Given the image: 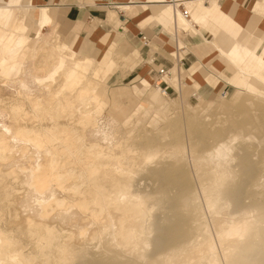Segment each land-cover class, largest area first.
Returning <instances> with one entry per match:
<instances>
[{"label":"bare ground","instance_id":"bare-ground-1","mask_svg":"<svg viewBox=\"0 0 264 264\" xmlns=\"http://www.w3.org/2000/svg\"><path fill=\"white\" fill-rule=\"evenodd\" d=\"M167 4L174 31L176 22L183 21L177 7L183 3L169 0ZM31 6V0H0V81L15 87L12 93H0V104H4L0 114L7 117V123L0 122V162L10 166L9 171L0 174V194L3 200L8 197L12 185H6L3 178H15L13 166L19 165L26 187L24 196L34 199L40 219L35 221L28 213V229L23 234L33 239L32 245L38 250L27 253L22 242L0 232V264H34L38 257H44L38 264H176L188 252L193 258L196 252L200 254L195 264H222L221 258L224 264H264V191L251 189L264 185L258 170L264 164V150L252 152L251 143H247L240 153L232 152L237 139L254 138L247 133L251 126L245 120L247 114H241V126L237 124V128L232 118L233 130L222 122L211 121L213 126H209L204 111L216 107L210 101L204 113L185 114L188 116L183 121L181 116H171L170 105H175V100L155 94L144 112L152 114L147 121L152 128L157 120H162V126L155 132L134 135L136 140L130 142L137 125L131 120L141 117L131 105H117L120 94L116 88L103 97L108 76L100 67L104 55L96 52L79 59L75 57L78 53L58 35L43 36L42 27L58 26L47 8L32 10ZM243 44L238 45L242 48ZM242 49L227 51H237L236 58L243 56L255 77L264 76V62L251 57V50ZM227 51L224 53L233 58ZM234 58L229 60L233 66ZM30 84L36 89L32 90ZM256 98L264 102L263 95L256 94ZM108 101L116 105L108 109L112 120L105 128L101 114ZM226 117L218 120L226 122ZM184 128L193 137L189 148L198 190L184 165L186 146L179 136ZM88 131L99 135V141L86 142ZM119 134L123 140H116ZM171 138L173 142H169ZM138 139L143 143L139 144ZM198 145L205 146V151L196 153ZM162 159L170 160V171L158 166ZM144 172L159 175L151 191L141 189L135 180ZM245 191L248 202L242 200ZM199 196L216 227L221 258L208 231ZM50 214L54 225L44 221ZM80 221L93 229L78 227ZM62 222L78 228L63 231ZM193 250L196 252L192 255Z\"/></svg>","mask_w":264,"mask_h":264},{"label":"crops","instance_id":"crops-1","mask_svg":"<svg viewBox=\"0 0 264 264\" xmlns=\"http://www.w3.org/2000/svg\"><path fill=\"white\" fill-rule=\"evenodd\" d=\"M31 1L37 8H47L55 24L59 20H63L64 22L72 24V26H76L75 28L79 31L78 35L94 44L97 52H101L105 57L104 61L100 63V67L106 70L108 75L106 76L107 79L118 68L116 61L118 45L125 53H128L134 48L136 53H132L131 55L134 63L132 62L128 67L131 69L134 67L132 72L139 73L133 79V82H136L135 90L140 91L141 87L150 88L152 91L151 98L157 93L170 98L168 93H165V90L158 84L154 87L152 86L154 80H152L151 76L144 75L152 72L156 75L155 66H162L168 69L169 64H171L168 57H173L175 62L174 66L168 69L169 74L164 77V80L168 85L171 84L168 88L172 87L178 92L179 98L182 96V87H184L182 85L186 83L183 80L185 75H188V79H195L196 83H198L196 93H193L191 96H194L200 101L203 98L197 90L205 84L215 89L219 78L235 88L236 91L232 96V102L234 103L238 99L239 90H244L251 95L254 94L255 97L256 94L264 96V76L255 77L250 72L251 70L247 68L245 59L243 62V56L241 58L239 56V52L243 48L242 50L246 52L251 50L248 52L251 57L254 56L264 62V0H215L213 2L211 0H176L183 3V5H191L192 21L191 19L185 20L184 18L183 21L179 20L176 22L174 31L170 21L172 18L171 8L167 4L169 0ZM195 10L196 12L198 11L197 14ZM193 14L194 16H192ZM199 14H201L200 17ZM183 22H185V25ZM168 29H171V31ZM220 36H222V39ZM63 40L81 56L93 55L86 47H80L78 49L80 40L72 44L68 36ZM220 40L225 43L229 42L232 45L228 43L230 46L228 47L224 43L225 47H227L224 48V45H222L223 42ZM244 41H247V44L245 43L246 46L243 44ZM216 42L220 44L218 43V45ZM238 44H243L245 49L243 46L240 48L241 46ZM177 46L178 48L179 46L183 48L177 50ZM219 47L220 50L218 49ZM228 48L239 51L238 58H236L237 51L232 50L235 52V54L234 52L232 54L230 50L227 51ZM237 48L240 49L238 50ZM246 48L248 49L246 50ZM225 50L231 55H234L233 58L235 57L236 59L234 58L235 61L233 63L237 67L233 66L231 62L233 58L227 53H224ZM175 52H177L176 55L173 54ZM208 53L217 55L212 61V67H215L213 71L218 73L216 76L207 73L200 77L197 71L200 70L202 65L198 60ZM223 55H226L225 58L229 56L230 59H225ZM151 59L153 61L150 62ZM209 59L210 57H207L204 60L206 62ZM227 60L231 61L228 62ZM184 61L188 64L187 69H184ZM180 62L181 64H179ZM222 62L225 63L226 67H223ZM239 69H242L244 72L242 70L241 72L238 71ZM119 72L121 71L119 70ZM245 72L246 74L249 72V74L246 75ZM171 73L174 74L171 75ZM118 76L120 79L123 77L120 73ZM256 79H260V82ZM156 81L159 83L158 79ZM116 89L120 94V99L128 96V91L125 87ZM191 89L194 90L195 88ZM225 97L226 94L224 92L216 99L217 103H214L213 100L210 101L214 104L224 105L225 103H219V99L221 100ZM235 104L237 108L241 106V103ZM225 106L232 110L234 109L231 106ZM240 113L249 112L246 109H242Z\"/></svg>","mask_w":264,"mask_h":264},{"label":"rangeland","instance_id":"rangeland-1","mask_svg":"<svg viewBox=\"0 0 264 264\" xmlns=\"http://www.w3.org/2000/svg\"><path fill=\"white\" fill-rule=\"evenodd\" d=\"M184 5L188 9L191 8V5H189V4H184ZM38 8L32 3V6H31L32 10L38 9ZM35 13H36V11H35ZM57 26H58L57 29L55 28L56 25H53V24H48L47 26L42 27L43 30L41 29V32H42L43 36H45L47 38H52V37H56L58 35V37L60 39H62V40L65 37L68 36L69 39H70V43L71 44L76 42V41H78V40H80L78 49H80V47H84V48L86 47V49L91 54H95L97 52V50L94 47V44L90 43L88 40H86L83 37H80L78 35L79 31H77V29L75 28L76 26H72V24L64 22L63 20H59L58 23H57ZM46 27H48V28L46 29ZM134 50L135 49L132 48V50H130L128 53H125L122 49H120V46L118 45V49H117V52H116V53H118L116 55V61H117L118 68L115 69L109 75L108 79L105 82V85H104V88H103V92H102V95L105 98V97H107V91L108 90H111V89H114V88H120V87H125L127 89L128 96L127 97H122L121 99H119L118 103H120V104L117 103V105H123V106H130L131 105L132 106L131 108L133 109V112L137 111V117L138 118L141 117V118H139V120H137L136 118H133L131 120L132 123H134V124L137 121V125L134 128V130L132 131V134H130V142L136 140V138H133V137H135L137 134L138 135H143L145 132H149V130L150 131H154L155 129L159 128L158 126L161 127L162 124H163L162 120H157V122H155L156 124L154 123L157 127L154 125V127L152 128L153 125L151 126V125L148 124L149 122H147V121H150L153 118L152 114H150V113L149 114H145V112H144L145 109L149 108V101L151 99L152 91L150 90V88H145V87H141L140 91H136L135 90L136 82H133V79L139 73L132 72L134 67H132V69L128 67V66H130V64L132 62L134 63V61L132 60V57H131L132 53L133 54L136 53ZM78 56H80V57H78ZM75 57L79 58V59L83 58V56H81L80 54H78V55L76 54ZM207 57H210V59L205 62L204 59L207 58ZM215 57H217V55L212 54V53H208V54L204 55L203 57H200V59L198 61L201 62L202 67L200 68L199 71H197V73H198V75L200 77H202L204 74H207V73L213 74L214 76L217 75L218 72L216 73V72L213 71V69L215 70V67L214 68L212 67V61L214 60ZM168 58L171 61V64H169V68H168V69H170V68H172L174 66L175 59L173 57H168ZM179 64H181V62ZM184 65H185V67L183 66L184 69H187L188 68V64H186V62H185ZM157 67H159V66H155L156 69H157ZM223 67H226L225 63H223ZM119 70L121 72H119ZM130 70H131V72H130ZM119 73L123 76L121 79L118 76ZM173 74L174 73H171V75H173ZM144 75L145 76H147V75L151 76L152 80H154L152 82V86L153 87L155 85L159 84L158 81H156L157 76L153 72L152 73H146ZM183 80L186 83L185 84L182 83L183 84L182 86H184V87H182V96H181V98L178 97V95H177L176 91L174 90V88H172V87L168 88L169 89L168 96L171 99H175V105H170L171 108L173 107L172 111H170V112H172L171 116H181L183 121H185L184 119L186 118V116H188V115L185 116V114L192 115V114L196 113V115H199L200 113H204L205 112L204 114H206V117H205L206 118V123L209 124V126H213V125H210L211 121H214V122H211L212 124H214L216 122L217 123H221L222 122V124H225L226 126L228 125L227 127L229 129L233 130L236 127L237 124H238L237 127L241 126V120H240L241 117L240 116H241L242 113H240V112H241L242 109H246L249 113H246L247 115L245 117L246 118L245 120L251 125L250 129H249V132H247V133L253 135L254 138L252 140H246V137L244 138V140L243 139H237L236 141H234V147H233L234 149H233L232 152L233 153H240L239 151L243 150L246 147V145H248L250 143H251L250 148H249L250 151H251V148H252V152H253V149H255V150L256 149L264 150V102L263 101L261 102L262 99H258V98L255 97V95L248 94L244 90H239L238 91V99H237V101L235 103H241V106L239 108H237L236 104L234 102H232V96H233V94L236 91L235 88H233L232 86L226 84V82L223 79L219 78V82H218L217 87L215 89L212 88L211 86H208V85L205 84L204 86H202L201 88H199L197 90V92L200 95H202V98H203V100L200 101L197 98H195L194 96H191L193 93H196V88L198 87V83H196L195 79L194 80L188 79V75H185ZM183 80H182V82H184ZM12 85L13 84L7 85L5 82L0 81V93H2V94L12 93L13 90L15 89V87L12 86ZM170 85L171 84H169L167 86H170ZM30 86L32 87V90L36 89V86L34 84H30ZM161 88H163V87H161ZM191 88H195V89L193 90ZM224 92L226 94V97L224 99H221V100L219 99V103H225L224 105L231 106V108L233 107L234 108L233 110L228 108V107H225L223 105L215 104L216 107L215 106H211L209 109H207V111L202 112L203 108L205 107V105L207 103L210 102V100H213L214 103H217L216 99L220 96L221 93H224ZM157 94H159V93H157ZM109 102L110 101H108V104L105 106V108H104V110H103V112L101 114L102 115L101 122L103 124H105V125L107 124L105 126V128L109 126L108 124H110L111 120H112V118H110L111 117L110 114H108L109 113L108 109L110 110L111 107H114L116 105V103L115 104L113 103L114 105H112V103H109ZM186 103H188L192 107H195V111L194 110L190 111L189 107L187 106ZM2 106H4V104H0L1 109H2ZM221 106H223L224 108L223 109H219V107L221 108ZM1 109H0V111H1ZM226 111H229V112H226ZM191 112H192V114H191ZM206 112H208V113H206ZM222 112H224V113H222ZM226 113H231V115L230 114L228 115ZM232 114H234V115L232 116ZM0 115H1L0 116L1 117L0 122L7 123L6 122L7 121V119H6L7 117H5V115H2V114H0ZM207 115L210 116V118H208L210 121H207L208 120L207 117H209ZM224 116L225 117L227 116L226 119L228 118L226 120V122L224 121L225 119L224 120L222 119V121L218 120V117H224ZM234 116L237 117V118H235ZM212 118H213V120H211ZM232 118H233V121H234L233 126H235V127H233L232 123H230L232 121ZM185 131H186V129L184 128V131L183 132L181 131L179 133V136L185 142V146H186L185 160H184L185 164L184 165L186 167V171L188 172V174L191 177V181L193 180V182H192L193 184L192 185L195 186L196 190H198L197 180L195 179L196 175H195V171H194L193 166H192V156L190 154V148H189V144L193 141V137H192V135L190 133H186L187 131L186 132ZM115 138H116V140L120 139L121 138L120 134L117 135ZM166 139H168V137ZM120 140H123V139H120ZM97 141H99V135H95V134H93L92 131H88L87 135H86V142L94 143V142H97ZM173 141H174V138L169 139V142H173ZM137 142L140 144V143H143V140H139L138 139ZM242 147H243V149H242ZM204 149H206L205 146L198 145L196 147V153L197 152L198 153H202V152L205 151ZM170 164H171L170 160L162 159L160 161V163L158 164V166L161 165L160 167H162V170L170 171L171 168H167V167L170 166ZM261 165H263V166H258V168H259L258 170H260L259 172L261 173V181H262V179L264 180V164H261ZM150 166H153V165H150ZM9 167H10L9 165L7 166V164H3L2 162H0V174L2 175L3 173L9 171L10 170ZM14 167H15L14 170L17 173V174L15 173V178L17 177V179H15L14 176H8V177L4 176V178H3V182H5L6 185L8 183L9 185H12V186L8 185L10 193H9L8 197H6V199L3 200L2 197H1V194H0V232L9 233L13 237H15L17 240L22 242L24 247L26 248V249L24 248L25 252H27V250H28L27 253L33 252V251L37 252L38 249L37 248L35 249L34 245H32L33 239L31 238V240H29L30 239L29 236L26 233L23 234V232L27 231V229H28L27 226H26V223H25V219L28 217V213H30L29 214L30 217L33 215L32 216L33 220L35 219V221H37V220H38V222L40 221L39 216H37L39 209L36 206L37 204H34V202H35L34 199H31L29 197H25L24 196L25 195L24 190H26V187H24V185L22 184V179H21L22 175L20 173L21 171L19 169V165L13 166V168ZM17 169H19V170H17ZM16 175H18V176H16ZM158 177H159V175L152 176V175L148 174L147 172H144L143 174H140V175L136 176L135 180L138 181V185H139V187L141 189H144L145 191L146 190L147 191L148 190L151 191L154 188V185H153V184H155L154 179L156 180ZM240 181H238V182H240ZM243 182L245 183V180L241 181V184H243ZM15 183H16V188L14 187ZM145 186H146V188L148 187L149 189L148 188L145 189L144 188ZM150 187H152V188L150 189ZM262 187H264V185L263 186H258V187L252 186V188L251 187H249V188L255 189V190L257 189L256 191L260 193V192L264 191V188L262 190ZM14 191H16V192H14ZM22 193H24V194H22ZM244 193L246 194V191L242 192V194H244ZM198 194H200L199 191H198ZM244 195H243L244 199L242 197V200L248 202L249 198L245 199V198H247V194H246V197ZM239 196L241 197V194ZM199 197H200V200H201V204L203 206V215H204V218H205V220L207 222V225H208V229H209L208 231H209V233H210V235L212 237V240H213L214 244L217 246V247L216 246L215 247H216V249H217V251H218V253L220 255V250H218L219 249V245H218V241H217V237H216V230H215L216 227H215L213 221L210 219L211 218V216H209L210 214L208 213L207 209L204 207L202 197L201 196H199ZM258 197H259V195H257V198ZM25 202H26V204H25ZM28 210L29 211L31 210V212H28ZM53 213L54 212H52L51 214L53 215ZM153 213L157 214V211L154 210ZM51 214L49 215L51 218L48 216L47 218L44 219V221L49 222L48 224L54 225L55 222L52 220V215ZM37 217H38V219H37ZM23 219H24V221H23ZM51 221L53 223H50ZM62 223L64 225L62 224L60 226H62L61 228L63 229V231H70V232H72L74 230L76 231L77 228L79 226L81 227L82 225H83V227H88L89 230L93 229V228H91V226L90 227H89V225L87 226L84 223V221L78 222L80 224H78L77 228H76V226L73 223L69 224V225L67 223H65V222H62ZM64 229H66V230H64ZM21 234H22V236H21ZM150 237L153 238L154 234H152ZM195 252L196 251L193 250L190 253L191 254L192 253L195 254ZM197 253L198 252H196V254H195L196 255L195 258H193L194 256L192 257L189 254V252H188L187 254L190 255L192 258L191 257L188 258V255L186 254L187 256L186 255L185 256L188 259H191V260L187 261L188 259H186V257L184 259V257H183V260H185V264L186 263L187 264H195V261L197 263L198 259L200 258V254L199 253L197 254ZM41 258H42L41 260L44 259V257H41ZM220 258H221V255H220ZM36 260L33 262L34 264H36V263L38 264L41 261L39 257ZM183 260L180 259L179 262L176 263V264H181L180 261H182V263L184 264ZM221 263L224 264L222 258H221Z\"/></svg>","mask_w":264,"mask_h":264},{"label":"built area","instance_id":"built-area-1","mask_svg":"<svg viewBox=\"0 0 264 264\" xmlns=\"http://www.w3.org/2000/svg\"><path fill=\"white\" fill-rule=\"evenodd\" d=\"M177 7L180 9V12H181V15L184 19L186 20H190L191 19V14H190V10L185 7L183 4H178ZM177 50L178 49V46H177ZM153 61V59L150 60V62ZM156 75H157V79L159 80V86L163 87V89L165 90V92H169V89L168 88V84L167 82L164 80V77L167 76L168 74V69L162 67V66H159L156 71H155Z\"/></svg>","mask_w":264,"mask_h":264}]
</instances>
